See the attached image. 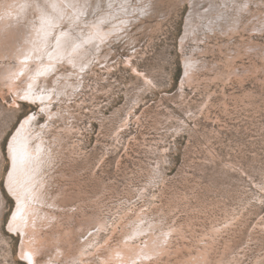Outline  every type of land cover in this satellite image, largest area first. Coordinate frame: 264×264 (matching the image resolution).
<instances>
[{
  "label": "rangeland",
  "instance_id": "374dc122",
  "mask_svg": "<svg viewBox=\"0 0 264 264\" xmlns=\"http://www.w3.org/2000/svg\"><path fill=\"white\" fill-rule=\"evenodd\" d=\"M117 2L82 0L59 28L88 35ZM132 2L123 30L47 73L36 5L0 23V264H264V0ZM25 116L37 166L18 201Z\"/></svg>",
  "mask_w": 264,
  "mask_h": 264
},
{
  "label": "bare ground",
  "instance_id": "6f19581e",
  "mask_svg": "<svg viewBox=\"0 0 264 264\" xmlns=\"http://www.w3.org/2000/svg\"><path fill=\"white\" fill-rule=\"evenodd\" d=\"M44 1L47 2L44 3ZM81 4H82V0H10V1L6 0L5 4L0 8V23L2 24V27L6 28L7 24H10L11 22H16L14 18L17 19H21L22 17L25 18L23 16L25 13V9L29 8L30 6L33 7L36 5L37 14L39 17V23L36 22L35 24L32 25L33 27L32 37L34 40L32 42L31 48L29 49L31 50L38 49L40 50V53L44 54V56L49 55L47 61L46 62L44 61L43 63L44 66L37 71L39 73L43 71L47 73V72H51L52 69L55 68V63L57 62L56 59H63L65 61H69L73 65L80 64L79 63L81 62L80 60H84V59H80V56L85 57L86 56L85 54H88V52L90 51V49L88 50V45H90L96 40H98L99 43L104 41V38L105 37L108 38L112 32L117 34L126 27L127 20L129 18L126 19L124 17L128 16L131 13V10L133 11V9H138L139 7H140L139 9L144 8L143 2H141L140 6H138L136 3L134 4L132 0L131 1L118 0L117 2L118 5L117 4L112 5V3H109L110 9L107 12H104L102 16L98 17L90 24L92 29L91 33L88 35L80 33L81 34V38H80L76 35V33H78L79 30L76 28L77 32H74L73 28H75L76 24H80V22H84L82 19V15L85 14V8L81 7ZM194 11H198V9H195ZM64 19L72 21L69 23H73V28L66 31H63L62 28H59V25L62 24L61 21H63ZM106 22L111 25L110 28L109 27L106 28L107 27L105 26ZM52 33H53V37H51ZM87 43L89 44L87 45ZM95 44H93V47L95 46ZM35 56L36 54L33 53L32 57ZM18 58L17 59L20 60L19 62L20 64L17 66L18 70H16L18 74H16L15 72L13 74L11 73L12 75L9 78L11 77L13 78L14 75L15 76L19 75L21 71L23 72V74H20L21 76L27 74L26 71L24 70V66L25 65L28 66L30 64V61L27 60L28 58H30L29 54L23 53L19 55ZM21 59L24 60L26 59V61L24 60L21 61ZM37 74L32 75L33 76L32 78L30 76V79H28L27 81L29 83V86H32V88L33 85H35L37 82L38 79ZM25 95L29 99L34 101L36 100L41 101L44 98V96L40 94L38 91L33 92L32 90H26V89H25ZM29 119L30 117L25 116V120L23 124L20 126L19 135L13 137L9 146L10 149L9 153L12 158V162H13L12 166L15 172H14V176L8 179V188L11 194L18 201L26 197L24 193L30 188L29 185H26V183L28 182V179L26 178L32 176V167L37 166L36 164H34L35 160H37V154L35 148L32 147L30 143L31 136L27 135V131L25 128L27 126V122ZM32 181H34V179ZM23 204L24 206L20 204L19 207L20 208L26 207L25 206L26 203ZM21 209L25 210L24 208ZM22 212L23 211H21V213ZM21 219L22 217L20 214L13 216V221H12L13 223H11V226L14 227V229L15 228L21 229L22 228ZM25 256L28 258L29 254L27 255V253H25Z\"/></svg>",
  "mask_w": 264,
  "mask_h": 264
}]
</instances>
